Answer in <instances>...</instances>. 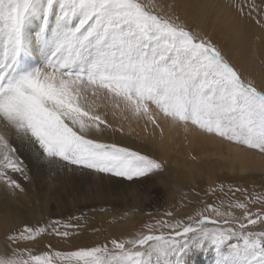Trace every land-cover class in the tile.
Returning a JSON list of instances; mask_svg holds the SVG:
<instances>
[{
  "label": "snow or ice",
  "instance_id": "obj_1",
  "mask_svg": "<svg viewBox=\"0 0 264 264\" xmlns=\"http://www.w3.org/2000/svg\"><path fill=\"white\" fill-rule=\"evenodd\" d=\"M220 6L233 14L234 27L264 32V0ZM34 54L39 63L30 62ZM101 97L159 128L161 138L162 116L173 127L191 123L237 153L264 157V78L233 63L175 4L0 0V186L25 191L14 176L31 180L21 150L54 174L90 171L138 183L163 172L156 158L94 138L93 131L123 132L93 111ZM254 205L260 207L253 211ZM76 227L57 220L7 229L0 264H195L206 251L215 264H264V196L239 188L226 205L158 219L144 226L147 233L68 252L49 242L34 254L45 235L67 239L73 235L67 229Z\"/></svg>",
  "mask_w": 264,
  "mask_h": 264
},
{
  "label": "rangeland",
  "instance_id": "obj_2",
  "mask_svg": "<svg viewBox=\"0 0 264 264\" xmlns=\"http://www.w3.org/2000/svg\"><path fill=\"white\" fill-rule=\"evenodd\" d=\"M178 1H179V3H178ZM222 1H225L227 4L231 2V0H211V2H215L216 7ZM142 3H144L148 7H152L153 5H159V4H175L177 6V10L181 11V12L179 11V13L180 14L182 13L184 16L187 15L186 11L190 12L189 11V8H190L192 14L195 16V18L197 20V23H198V19L201 17L199 9L202 6V4H200V0H142ZM183 3H184V5H183ZM188 3H189V5H188ZM179 4H181V5H179ZM185 4L188 5L189 7H187ZM208 5L211 6V3H209ZM181 8L184 9L183 12H186V14L182 12ZM214 9H215V7H213V8L212 7H206L207 14L204 15L205 20H209L212 17V13H213ZM184 16L182 18L187 19L191 26L196 27L195 21H192L190 18H188L189 15L186 17H184ZM218 24L220 26V30L222 31V30H226L229 27L233 26L234 23L233 24L229 23L227 18L222 16L220 18V20L218 21ZM243 32H244V34L246 33V31H243ZM217 36H218V40L221 44L220 45L221 48H223L226 53L232 55V52L234 49L240 50L239 37H237L238 39H236V38H235V40L233 39L234 41L232 42V41H229V38L231 37L230 34L228 35V37H229L228 40L220 32H217ZM237 40L239 43L237 42ZM221 42H224V43H221ZM250 43L244 44L243 46L250 48L251 47ZM259 44H264V43L260 42ZM256 48L258 50H257V56L254 58V60L257 61L259 58L258 61L260 62V60L264 59V55L262 54L263 53L262 52V46L260 45L258 47L256 45ZM246 55L248 56V54H246ZM261 58H263V59H261ZM260 63L263 66V67L262 66L261 67L264 69V65H263L264 61L260 62ZM261 67L259 69H261V71L263 73H261V72L258 73L260 70H258V72L256 71V74L254 72L252 73L256 77L257 81H258V79L264 78V70ZM106 111H111L110 107L106 108L104 110V113H102V116L104 118H106L108 120V122H109V120H111L113 122H116V121L119 122V120L115 121V118H117L116 116H118L119 113L118 114L116 113L115 115H113V112L110 114H106L105 113ZM120 113L122 115L118 116L119 117L118 119L123 118V121L125 122L123 126H125V128H128V126H131L130 122L133 121V123L131 122V124H133V127L131 126L130 129L132 128V130H135L134 131L135 135L138 137L137 139H136L135 135L133 137H131L132 138L131 140L133 143L132 142L129 143V141H128L129 138L126 139V137L125 138L123 137L124 133H120V132H114L113 133L112 130H106L104 132L105 134H103L101 136H100V134L98 135L96 133H93L94 138L100 139L103 142L108 141L107 143L116 142V143L121 144L122 146H127V147L132 148L135 151H139L142 154L149 155L150 157L156 158L159 161L163 162L164 168L167 169V171H169L171 169L172 165H174L175 162H178V160H175V159L172 160L170 158V155L168 158V154H171V153L167 154L165 151L162 150V149L167 148L170 144L164 143L163 138H161L162 140L160 138H157L160 136L159 129L155 127L156 132L155 131L151 132V133H155L157 135V136L154 135L156 137L153 136L154 137V141H153L152 137H149L151 135V133H150V135L147 134L148 132L151 131L150 130L151 124H148L149 127H146L145 125L147 123L145 122L146 121L145 119H143V120H145L144 122L142 119L139 120L137 118H135L136 120H133L134 118L131 115H130L131 118L129 117V115L128 116L125 115L126 117H124L123 112L121 111ZM130 119H131V121H129ZM136 121L138 123H136ZM109 123L113 124L111 122H109ZM120 123H121V121H120ZM134 123H136L137 125L142 124L144 126L142 127L140 125L142 128L140 130L139 128L134 127V125L137 126ZM180 125H182V124H178L177 126H180ZM102 126L103 125H101V127ZM136 130H138V132H140V135L136 133ZM144 130H147V132ZM108 131H112V132L108 133ZM157 131H159V132H157ZM171 131L174 133L175 128H171ZM144 134L148 135V137H146V135L144 136ZM142 135L145 138H149V140L144 141L145 139L143 140L144 137H142ZM116 136H118V137L120 136V137L119 138L117 137L118 139L116 140ZM139 136H140V138H139ZM109 138H110L111 142L109 141ZM120 139H121V141H120ZM159 140L162 141L161 142L162 144L159 143ZM176 142H177V140H176ZM161 146H162V149H161ZM149 148L151 149V151H149ZM161 153H162V155H161ZM191 157L193 158L192 155L190 157L187 156L188 159ZM188 164L190 165V169L196 173L189 175L188 174V172H189L188 168H176L174 170H171V171H173V173L176 176L174 179L171 177L170 172L168 173L165 170L163 172H158L155 175H150L147 178H140V181L138 183L130 182V181L126 180L125 178L109 177L108 174H103L104 177H106V178L108 177L106 179V181H108L109 184L110 183L116 184L120 180L123 183H125V186L128 189V192H126V193H125V190L124 191L121 190V192H119V194L117 195L115 204H112V203H109V204H107V203H105V204L93 203L95 201L94 198L97 199V196L95 194H92L93 192L87 193V194H89V196H87V195H85L86 197L84 196L85 199H83L84 200L83 203L78 202L74 198V196H72L70 199V196L67 195L66 192H64V193H62L63 202H62L61 206L59 207L60 209L55 208L54 205H56V204L51 203L50 208H51L52 213L50 215H47L46 214V208L44 206H41L40 211H39V208H38L39 196L36 195L33 200L27 198L24 202L19 204L20 208L22 209V213L24 214L25 224L47 225V224L52 223L53 221L58 220V221H60L61 225H63L64 223H71L73 225H78V227H76V228L67 229L68 231L73 233V235L68 237L67 239H61V238H58L55 236L47 237V235H45L44 243L33 249L34 254H41L43 251H47L48 248H45L44 246L47 245L49 242L55 246L53 249L68 252V251L75 250L79 247H90V246H93L95 244H103L107 240H110L112 238H127L128 236H130L136 232H140V231L147 233L148 229L144 226L146 224L154 223L158 219H166L167 216L165 215V213H167V212L173 213V217H168L167 219H180V218L186 217L187 215H195L196 211L203 209L207 204L219 205L220 201L224 200L225 205H226L229 197L232 196V193L235 192L236 188H239L241 190H246L247 193L251 197L264 196V171H257L256 173L254 172V174L248 173L247 176H249V175H251V176H249L248 179H245V181H241V180L237 179L232 183H228V182L223 181L226 178V173H224V174L220 175L221 180L219 182H217V180H215V182H214L213 180L210 181L209 177L206 176V170H204V169L199 170L198 169L199 167L203 168L200 164H195L191 161H188ZM195 165H198L199 167H195ZM92 174H95L97 176L102 175V174H96V173L90 172V171H86V173H85V175H88L89 177H91L90 175H92ZM183 174H184V176H183ZM198 174L200 175V178L203 180V182L197 181V182H199L200 187L197 186V184H198L197 182L193 183V184L191 183L193 177L195 175H198ZM252 176L254 177V179ZM97 178L98 177H95V179H97ZM112 178H113V180H112ZM161 180H163V181H161ZM89 183H91V182H89ZM59 186H60V184L55 183L52 186V189L57 190V189H59ZM220 187L223 188V192L221 191ZM215 188H217V189L215 190ZM208 191L210 193L209 195L206 194V193H208ZM226 193H227V195H225ZM177 194H179V195H177ZM172 195H175L172 197L173 200L170 198ZM236 196L239 197L240 199L244 198L241 193H236ZM176 197L181 199V200L175 201L174 204H171L173 206L168 205L167 202L174 201V198H176ZM232 202L233 203L236 202L235 198H233ZM259 207H260L259 205H254L253 211H255ZM175 211L178 212V214H176ZM182 211H183V213H182ZM37 212H39V213H37ZM102 212H106V213L115 212L116 214H121V213L123 214L124 213L125 215H128L130 217L124 216V218H123L124 221H123V219L120 218L121 222L119 221L118 224L114 223V226H115L114 227L113 223H109L112 226L108 224L109 220H108L107 215H104L103 217L99 216L102 214ZM133 214H134V216H133ZM205 214L208 215L210 213H205ZM92 215H94V218L97 219V221L96 220H92L91 222L89 221V218L92 217ZM237 215H240V213L237 212ZM100 219H101V221H100ZM185 222L187 223L186 219H185ZM23 226L24 225H21V227H17V229H22ZM104 226H106V227H104ZM17 229H15V230H17ZM97 229H99L100 231H98ZM62 230H64V229H62ZM94 230H96V231H94ZM113 230L115 232H113ZM98 233H100V234H98ZM96 236L97 237L101 236V237L96 238ZM102 236H103V238H102ZM79 242L82 244H80ZM35 249H36V251H35ZM37 251H39V252H37ZM215 259H216L215 255L212 251L201 252V253L197 254V256L195 258V264H215Z\"/></svg>",
  "mask_w": 264,
  "mask_h": 264
},
{
  "label": "bare ground",
  "instance_id": "obj_3",
  "mask_svg": "<svg viewBox=\"0 0 264 264\" xmlns=\"http://www.w3.org/2000/svg\"><path fill=\"white\" fill-rule=\"evenodd\" d=\"M258 1L259 0H257V2ZM178 3H179V1H178ZM209 3H211V5H215V2H211V0H200V4H202V6L199 9L201 17L198 19V23H197L195 16L192 14L190 8H189L190 12L186 11L187 15L184 16L182 13H181L182 15L181 14L180 15L182 17L183 16L186 17L189 15L188 18H190L192 21H195L196 27L202 28L205 32H207L213 38L214 42L218 43L219 45H221V44L218 40L217 32H220L223 36L226 37L227 40L229 38L228 35L230 34L231 39L229 38V41H232V42L235 40V38L238 39L237 37H239L240 50L234 49L232 52V55L227 53L229 55V58L232 59L233 63L237 64L238 67H243L251 73L254 72L256 74V71L258 72V70H260L258 73H260V72L263 73L261 71V69H259V68L262 66L260 62H263L264 59L261 58L263 60H260V62H259L258 61L259 58L257 61L254 60V58L257 56V50H258L256 48V45L258 47L260 45L262 46V52H263L262 54L264 55V44H259L260 42L264 43V32H261V30L258 27H255V26L250 25V24L247 25L245 34L243 31L240 30V28L238 26L237 27L231 26L228 29L221 31L220 26L218 24V21L220 20V18L222 16H224L227 18L229 23L233 24L234 23L233 14L231 12H229L227 9L220 6L222 4H227L225 1H222L217 7H215V9L212 13V17L209 20H205L204 15L207 14V10H206V7H203V6L208 5ZM179 5H181V4H179ZM183 5H184V3H183ZM188 5H189V3H188ZM188 5H186V6L189 7ZM181 10H182V12L184 11V9H182V8H181ZM186 12H183V13L186 14ZM35 30H36V24L33 23L31 25V31L34 32ZM237 42H238V40H237ZM221 43H224V42H221ZM249 43L251 45L250 48L243 46L244 44H249ZM246 54H248V56ZM30 62L39 63L38 56L35 54L32 55L30 57ZM259 80L260 79H258V81ZM89 103H91V101H89ZM108 107H110L111 111H106L105 112L106 114H110L113 112L115 114L119 113L118 116L122 115L120 112H121V109L123 108V105H121V109H117L114 107V105L111 103L110 100H108L104 97H101L100 100L96 101V105L93 106V111L96 114L102 115V113H104V110ZM123 114H124V117H126L125 115H127V116L129 115V117L131 118V116H130L131 114L128 113L126 110L123 111ZM118 116H116L117 118H115V121L119 120V122L118 121L113 122L111 120H109V122L113 123L112 124L113 128H122L123 129L122 133H124L123 137L124 138L126 137V139L129 138L128 141L130 143V142H132L131 137H133L135 135V132H134L135 130H132V128L130 129L131 126L133 127V124H131V122L133 123V121H131V119H130L129 121H131L130 122L131 126H128L129 124L127 123L128 125L127 124L126 125L128 126V128H125V126H123L125 123L123 121V118L120 117L121 119H118L119 118ZM133 120H136V119L134 118ZM139 120H141V119H139ZM120 121L122 124L120 123ZM144 121L145 120H143V122ZM136 123H138V122L136 121ZM136 123H134V124H136ZM160 124L163 127V141H164V143L170 144L165 149H162V146H161V149L163 151H165L167 154L171 153V154H168V158L170 155V158L172 160L173 159L178 160V162H175L174 165H172V167L169 171H167V169H165V171H167L168 173L170 172V175L173 179L176 176L173 173V171H171V170H174L176 168H188V170H189L188 174L189 175L196 173L190 169V165L188 164V161H191L195 164H200L203 168H200L198 165H195V167H199L198 168L199 170H203V169L206 170V176L209 177L210 181L213 180L214 182H215V180H217V182H219L221 180L220 175L224 174V173H226V178L223 181L228 182V183H232L237 179L241 180V181H245V179H248L249 176H251V175L247 176L248 173L254 174V172L256 173L257 171H264V157H261L258 154H254L253 152L237 153L236 149L233 146L229 145L227 142H224L223 140H221L220 138H218L214 135H209V134L204 133L203 131H201L199 128L192 125L191 123H188L187 125H180V126L176 125L173 127V126H171L169 121L164 120L161 116ZM140 125L142 127L144 126L142 124H140ZM140 125L139 124L137 126L134 125V127L135 128L137 127L141 130L142 128ZM150 126H151L150 127L151 131L147 133L149 135L153 131L156 132L155 126L154 125H150ZM147 127H149L148 124H147ZM171 128H175L174 133L171 131ZM144 131L147 132V130H144ZM159 131H160V129H159ZM159 131H157V132H159ZM109 132H112V131H108V133ZM93 133H95V132L93 131ZM136 133L140 135V132H138V130H136ZM103 134H105V133H103ZM159 134H160V132H159ZM145 135L146 134H144V136ZM154 135H156V134L151 133V135L149 136V137H152L153 141H154V137L157 136V135L156 136H154ZM144 136L142 135V137H144ZM117 137L118 136H116V140L120 136L118 138ZM135 137H136V139L138 138L136 135H135ZM146 137H148V135H146ZM139 138H140V136H139ZM157 138L161 139L160 136ZM121 139H120V141H121ZM143 140L148 141L149 138L144 137ZM161 140H159L160 144H162ZM176 140H177V142H176ZM109 141L111 142L110 138H109ZM149 151H151L150 148H149ZM21 155L24 158L25 163L27 164L31 180L25 181L22 177L19 176V174H14L15 178L18 180V182L25 189V191H23V192L16 190L15 194H13V192L11 190H5L4 187L0 186V248L3 247V242L5 240L7 229L15 230V229H17V227H21V225L25 224L24 214L22 213V209L20 208L19 204L24 202L27 198L33 200L36 195L39 196V198H38V200H39V206H38L39 211H40V207L44 206L46 208V214L50 215L52 213L51 208H50V204L51 203L56 204L57 206L54 205V207L58 209L63 202L62 193H64V192H66V193L71 192L72 195L70 196V199L72 196H74V198L78 202H82V203L84 201L83 199H85L84 196L85 195L89 196V194H87V193L93 192L92 194H95L97 196V199L94 198L95 201L93 203H97V204H101V203H103V204H105V203L115 204L117 195L119 194V192H121V190H123V191L125 190V193L128 192V189L126 188L125 183H123L122 181L119 180L116 184L115 183L109 184V182L106 181V179L108 177L107 178L104 177L103 174L100 176L92 174V175H90L91 177H89L88 175H85V174L69 173V172H61L59 174H54L53 172L48 170L47 166L37 164V162L34 161L27 152L21 150ZM161 155H162V153H161ZM191 155L193 156V158L191 157L188 159L187 156L190 157ZM183 176H184V174H183ZM95 177H98V178L95 179ZM253 179H254V177H253ZM112 180H113V178H112ZM161 181H163V180H161ZM197 181L203 182V180L200 178L199 174L195 175L193 177L191 183L193 184V183H196ZM89 182H91V183H89ZM55 183L60 184L59 189H57V190L52 189V186ZM197 183H198L197 186L200 187L199 182H197ZM216 189L217 188H215V190ZM206 194L209 195L210 194L209 191ZM177 195H179V194H177ZM173 196H175V195H172L170 198L172 199ZM178 200L180 201L181 199L176 197V198H174V201H170L167 203H168V205H171V204H174L175 201H178ZM171 206H173V205H171ZM115 212H112V213L102 212V214L99 216L103 217L104 215H107L108 220H109L108 224L113 223V226H114V223L118 224L119 221L124 218V216L130 217L128 215H125L124 213L123 214L122 213L116 214ZM37 213H39V212H37ZM182 213H183V211H182ZM176 214H178V212H176ZM133 216H134V214H133ZM92 220L97 221V219L94 218V215H92V217L89 218L90 222ZM100 221H101V219H100ZM123 221H124V219H123ZM109 225H111V224H109ZM104 227H106V226H104ZM97 230L100 231L99 229H97ZM94 231H96V230H94ZM113 232H115V231L113 230ZM98 234H100V233H98ZM100 237L96 236V238H100ZM102 238H103V236H102ZM80 244H82V243H80ZM44 247L47 248V245H45ZM54 247L55 246L52 245V248H54ZM35 251H36V249H35ZM37 252H39V251H37Z\"/></svg>",
  "mask_w": 264,
  "mask_h": 264
}]
</instances>
